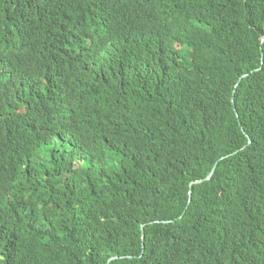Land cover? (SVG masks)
<instances>
[{
	"label": "trees",
	"instance_id": "obj_1",
	"mask_svg": "<svg viewBox=\"0 0 264 264\" xmlns=\"http://www.w3.org/2000/svg\"><path fill=\"white\" fill-rule=\"evenodd\" d=\"M174 1L0 0V264H264V0Z\"/></svg>",
	"mask_w": 264,
	"mask_h": 264
},
{
	"label": "clouds",
	"instance_id": "obj_2",
	"mask_svg": "<svg viewBox=\"0 0 264 264\" xmlns=\"http://www.w3.org/2000/svg\"><path fill=\"white\" fill-rule=\"evenodd\" d=\"M173 4H174V6H176L177 0H175ZM147 5H149V4L144 1L143 2V6L146 7ZM141 8H142V6L139 5L138 6V9L140 10ZM103 35H105V34H103ZM102 36L100 34L99 35H96V34L93 35L92 38H91V40H90V42L88 43V45L85 46L84 53H81V52H77V53L72 52L70 54V56L68 57V62L71 63V64H78L82 60L87 59L86 58V53H89L90 51H91V53H93L95 51V49L97 48V46L99 45V43L101 41L105 40ZM261 41H262V39H261ZM66 64L68 66L67 61H66ZM45 122H46V120H42L41 123H38L36 125H33V126H30L29 125L28 129L33 133L34 136L42 137L44 135L43 134V128H44V123ZM35 140H38V139H35ZM28 142H29V140L27 138L20 141L19 150L21 152H25V148H26V145H27ZM32 145H34V144H32Z\"/></svg>",
	"mask_w": 264,
	"mask_h": 264
},
{
	"label": "water",
	"instance_id": "obj_3",
	"mask_svg": "<svg viewBox=\"0 0 264 264\" xmlns=\"http://www.w3.org/2000/svg\"><path fill=\"white\" fill-rule=\"evenodd\" d=\"M262 41H264V36H262ZM215 167L216 166H214L213 168H212V170H211V172L209 173V175H208V177L204 180V181H207V180H209L212 176H213V173H214V170H215ZM201 182H203V181H199L198 183H201ZM192 186V184L190 185V187ZM189 195H191V188H190V192H189ZM141 232H142V239H143V237H144V235H143V228L141 229ZM113 260H115V258H111L106 264H109L111 261H113Z\"/></svg>",
	"mask_w": 264,
	"mask_h": 264
},
{
	"label": "bare ground",
	"instance_id": "obj_4",
	"mask_svg": "<svg viewBox=\"0 0 264 264\" xmlns=\"http://www.w3.org/2000/svg\"><path fill=\"white\" fill-rule=\"evenodd\" d=\"M70 136V135H69ZM73 136V135H72ZM70 138H72V137H70ZM69 139V138H68ZM74 140H76V138L74 139ZM71 141H72V139H71Z\"/></svg>",
	"mask_w": 264,
	"mask_h": 264
}]
</instances>
